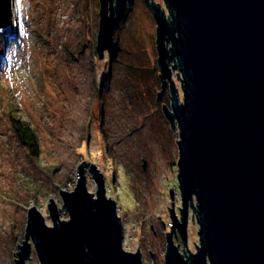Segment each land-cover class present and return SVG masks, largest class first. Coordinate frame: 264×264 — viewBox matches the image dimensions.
<instances>
[{"label": "rangeland", "instance_id": "rangeland-1", "mask_svg": "<svg viewBox=\"0 0 264 264\" xmlns=\"http://www.w3.org/2000/svg\"><path fill=\"white\" fill-rule=\"evenodd\" d=\"M155 2L169 18L164 0ZM11 4V30L0 33V264H15L29 207L52 225L47 209L52 198L59 218L67 219L59 188L74 189L82 161L103 174L106 196L115 200L121 218L123 248L139 249L142 264H165L171 201L181 216L179 129L170 127L161 107L171 108L168 80L156 100L161 80L148 4L133 0L125 8L113 29L117 49L104 50L101 57L96 51L99 0ZM170 74L181 102L180 73L175 68ZM14 117L36 133L35 154L19 141ZM85 175L95 193L93 175L88 169ZM191 212L189 206L186 247L195 252L198 224ZM172 236L187 257L180 236ZM28 257L25 264H41L33 243Z\"/></svg>", "mask_w": 264, "mask_h": 264}, {"label": "water", "instance_id": "water-1", "mask_svg": "<svg viewBox=\"0 0 264 264\" xmlns=\"http://www.w3.org/2000/svg\"><path fill=\"white\" fill-rule=\"evenodd\" d=\"M99 1L101 57L117 49L113 29L133 0ZM143 1L156 23L161 80L156 100L168 80L171 108L161 107L170 127L179 129L181 216L171 201L165 264H264V0H164L169 18L155 0ZM11 2L0 0V33L11 30ZM175 68L181 102L170 79ZM87 163L77 166L74 189L59 188L67 219L59 218L52 198L47 203L52 225L35 206L27 209L15 264H25L32 243L41 264H142L139 249L123 248L115 200L106 196L103 174ZM87 169L95 193L86 186ZM189 206L198 224L195 252L186 247ZM176 233L187 257L174 243Z\"/></svg>", "mask_w": 264, "mask_h": 264}, {"label": "trees", "instance_id": "trees-1", "mask_svg": "<svg viewBox=\"0 0 264 264\" xmlns=\"http://www.w3.org/2000/svg\"><path fill=\"white\" fill-rule=\"evenodd\" d=\"M167 62H170V58ZM13 123L19 141L26 147L30 155L35 154L38 144L32 126L20 117H14Z\"/></svg>", "mask_w": 264, "mask_h": 264}]
</instances>
